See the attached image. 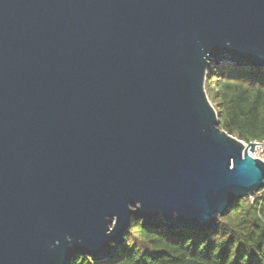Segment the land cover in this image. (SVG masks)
I'll use <instances>...</instances> for the list:
<instances>
[{"label": "water", "instance_id": "obj_1", "mask_svg": "<svg viewBox=\"0 0 264 264\" xmlns=\"http://www.w3.org/2000/svg\"><path fill=\"white\" fill-rule=\"evenodd\" d=\"M222 63L264 70V0H0V264L104 262L132 219L209 232L256 197Z\"/></svg>", "mask_w": 264, "mask_h": 264}, {"label": "trees", "instance_id": "obj_2", "mask_svg": "<svg viewBox=\"0 0 264 264\" xmlns=\"http://www.w3.org/2000/svg\"><path fill=\"white\" fill-rule=\"evenodd\" d=\"M206 91L220 128L242 142L264 141V70L213 65ZM73 264H264V196L237 202L209 232L152 229L132 219L126 243L107 261Z\"/></svg>", "mask_w": 264, "mask_h": 264}, {"label": "built area", "instance_id": "obj_3", "mask_svg": "<svg viewBox=\"0 0 264 264\" xmlns=\"http://www.w3.org/2000/svg\"><path fill=\"white\" fill-rule=\"evenodd\" d=\"M244 143V145H245V148L247 147V149H248V153H249V155L252 157V158H259V159H261L262 161H264V141H253V142H250V143H245V142H243ZM250 144H253L254 145V150L253 151H251L250 149H249V145ZM262 196H264V189L263 190H261L257 195H256V197H254V198H250V200H251V202H254V200L256 199V198H260V197H262Z\"/></svg>", "mask_w": 264, "mask_h": 264}, {"label": "rangeland", "instance_id": "obj_4", "mask_svg": "<svg viewBox=\"0 0 264 264\" xmlns=\"http://www.w3.org/2000/svg\"><path fill=\"white\" fill-rule=\"evenodd\" d=\"M211 101V100H210ZM212 103V102H211ZM214 106V105H213ZM215 107V106H214Z\"/></svg>", "mask_w": 264, "mask_h": 264}]
</instances>
